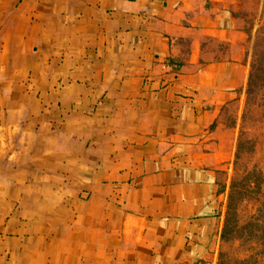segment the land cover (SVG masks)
<instances>
[{"label":"crops","instance_id":"obj_1","mask_svg":"<svg viewBox=\"0 0 264 264\" xmlns=\"http://www.w3.org/2000/svg\"><path fill=\"white\" fill-rule=\"evenodd\" d=\"M242 9L0 0V264L218 263Z\"/></svg>","mask_w":264,"mask_h":264},{"label":"trees","instance_id":"obj_2","mask_svg":"<svg viewBox=\"0 0 264 264\" xmlns=\"http://www.w3.org/2000/svg\"><path fill=\"white\" fill-rule=\"evenodd\" d=\"M258 32L252 43V62L245 87L244 118L264 102V57L258 52ZM245 123V120H244ZM243 131L238 137L234 155V176L227 192L221 231V246L217 264H264V178L260 171L241 169ZM253 205L251 211L247 207ZM238 251L232 256L229 249Z\"/></svg>","mask_w":264,"mask_h":264},{"label":"rangeland","instance_id":"obj_3","mask_svg":"<svg viewBox=\"0 0 264 264\" xmlns=\"http://www.w3.org/2000/svg\"><path fill=\"white\" fill-rule=\"evenodd\" d=\"M242 7V13H240L242 19L241 25L243 31L246 33V38L243 43L244 58L250 66L253 54L252 43L258 32H261V38L258 42V52L264 57V0H259L258 7L256 5V0H242ZM246 83L247 79L245 83L237 89L236 99L222 108V115L220 118L221 124L225 128H235L236 133L232 163L230 170L225 176L227 192L230 180L234 176V155L238 137L242 131L244 153L242 154L240 167L245 170L256 169L261 172L264 178V102L260 108L249 112L244 118ZM252 209L253 205L247 207V211H251ZM221 248L222 250H228V246L225 244H223ZM229 250L232 256L239 255L236 248Z\"/></svg>","mask_w":264,"mask_h":264}]
</instances>
